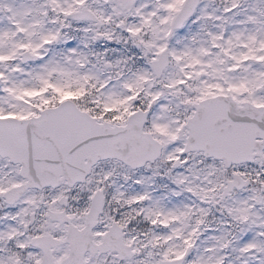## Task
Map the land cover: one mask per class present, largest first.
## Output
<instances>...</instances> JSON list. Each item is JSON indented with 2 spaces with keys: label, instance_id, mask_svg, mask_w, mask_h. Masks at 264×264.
Listing matches in <instances>:
<instances>
[{
  "label": "snow or ice",
  "instance_id": "snow-or-ice-1",
  "mask_svg": "<svg viewBox=\"0 0 264 264\" xmlns=\"http://www.w3.org/2000/svg\"><path fill=\"white\" fill-rule=\"evenodd\" d=\"M0 264H264V0H0Z\"/></svg>",
  "mask_w": 264,
  "mask_h": 264
}]
</instances>
